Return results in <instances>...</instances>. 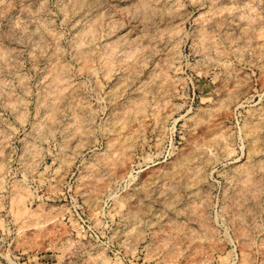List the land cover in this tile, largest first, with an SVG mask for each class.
<instances>
[{
    "label": "rangeland",
    "instance_id": "obj_1",
    "mask_svg": "<svg viewBox=\"0 0 264 264\" xmlns=\"http://www.w3.org/2000/svg\"><path fill=\"white\" fill-rule=\"evenodd\" d=\"M0 51V264H264V0H0Z\"/></svg>",
    "mask_w": 264,
    "mask_h": 264
},
{
    "label": "bare ground",
    "instance_id": "obj_2",
    "mask_svg": "<svg viewBox=\"0 0 264 264\" xmlns=\"http://www.w3.org/2000/svg\"><path fill=\"white\" fill-rule=\"evenodd\" d=\"M76 1H77V0H76ZM85 1H86V0H85ZM88 2H89V1H88ZM74 3H75V1H74ZM76 5H77V4H76ZM81 5H82V4H81ZM82 7H84V6H82ZM90 7H91V6H90ZM85 8L87 9V5H86ZM78 11H79V10H78ZM83 12H84V11H83ZM173 12H174V11H173ZM240 16H241V15H240ZM235 17H236V16H235ZM220 19H221V18H220ZM223 19H224V18H223ZM233 20H234V19H233ZM233 20H232V21H233ZM227 21H228V20H227ZM211 22H212V21H211ZM236 23H237V22H236ZM239 23H240V22H239ZM143 24H144V23H143ZM237 24H238V23H237ZM210 25H211V24H210ZM238 27H239V26H238ZM84 28H85V27H84ZM202 30H203V29H202ZM204 30H205V29H204ZM204 30H203V32H204ZM82 31H83V30H82ZM84 32H85V31H84ZM230 34H231V33H230ZM208 35H209V34H206V36H208ZM204 36H205V35H204ZM204 36H203V40H204ZM215 36H216V35H215ZM130 37H131V36H130ZM208 37H209V36H208ZM216 38H217V37H216ZM206 39H207V37H206ZM210 39H211V38H209V40H210ZM209 40H208V42H210ZM212 40H213V39H212ZM212 40H211V41H212ZM208 42H205V40H204V44H205V43H208ZM212 42H213V41H212ZM210 43H211V42H210ZM210 43H209V44H210ZM218 43H219V42H218ZM80 44H81V42H80ZM204 44H203V45L201 44V45L204 46ZM78 46H79V45H78ZM213 46H214V45H213ZM205 47H206V46H204V48H205ZM210 48H211V47H210ZM77 49H78V47H77ZM173 49H174V48H173ZM206 49H207V48H206ZM234 49H235V48H234ZM132 50H133V49H132ZM132 50H130V51H132ZM235 51H236V50H234V52H235ZM0 52H2V51H0ZM110 52H111V51H110ZM133 52H134V51H133ZM203 52H204V51H203ZM128 53H129V52H128ZM128 53H127V54H128ZM216 53H217V52H216ZM110 55H111V54H110ZM129 55H130V54H129ZM211 55H212V54H211ZM108 56H109V55H108ZM4 58H6V57H4ZM109 59H110V58H108V60H106V61H108V63L110 64V62H109L110 60H109ZM211 62H212V61H211ZM127 63H128V62H127ZM137 63H138V62H137ZM109 64L107 65V63H106L105 65L110 66ZM135 64H136V63H135ZM56 65H57V64H56ZM111 65H112V64H111ZM53 66H54V65H53ZM137 66L142 67V65H140V64H137ZM137 66H136V67H137ZM57 67H58V66H57ZM110 67H111V66H110ZM133 67H134V66H133ZM54 68L56 69V67H54ZM107 68H108V67H107ZM58 69H59V68H58ZM109 69H110V68H109ZM136 69H137V68H136ZM50 71H51V70H50ZM55 71H56V70H55ZM109 71H110V70H109ZM134 71H135V69H134ZM159 72H160V71H159ZM161 72H162V71H161ZM51 74H52V72H51ZM56 74H57V75H56ZM156 74H157V73H156ZM58 75H59V76H58ZM131 75H133V74H131ZM138 75H139V74H138ZM53 76H54V75H52V77H53ZM56 76H58L59 78H61V76H63V75H61V74L57 71V72L55 73V78L53 77L54 80H55V82H56L57 80H59ZM21 77H22V76H21ZM52 77H51V78H52ZM53 78H52V79H53ZM56 79H57V80H56ZM129 79H130V78H129ZM51 81H52V80H51ZM163 81H164V80H163ZM4 82H5V81H4ZM119 82H120V81H119ZM146 82H147V81H146ZM2 83H3V80H2ZM22 83H23V82H22ZM52 83H54V82L52 81ZM56 83H57V82H56ZM56 83L54 84V86L57 87ZM59 83H60V82H59ZM4 84H6V83H4ZM60 84H61V83H60ZM52 86H53V85H52ZM54 86H53V88H55ZM121 86H123V85H121ZM58 87H59V85H58ZM61 87H62V86H61ZM24 88H25V87H24ZM157 88H158V87H157ZM0 89H1V88H0ZM59 89H60V88H59ZM63 89H64V87H62L61 90H60L59 92H61ZM55 90H56V89H55ZM55 90H54V91H55ZM119 91H120V90H119ZM141 91H142V90H141ZM149 91H150V90H149ZM235 91H236V90H235ZM62 92H63V91H62ZM120 92H121V91H120ZM160 92H161V91H160ZM158 93H159V92H158ZM62 94H63V93H62ZM62 94H61V95H62ZM64 94H65V93H64ZM132 94H133V93H132ZM59 95H60V94H59ZM111 95H112V94H111ZM114 95H115V94H114ZM230 95H231V94H230ZM62 96H63V95H62ZM60 97H61V96H60ZM134 97H135V96H134ZM139 97H140V96H139ZM157 97H158V96H157ZM13 98H14V97H13ZM61 98H62V97H61ZM114 98H115V97H114ZM20 99H21V98H20ZM134 99H135V98H134ZM146 99H147V98H146ZM227 99H228V98H227ZM143 100H144V99H143ZM129 101H130V100H129ZM135 101H136V99L134 100V102H135ZM144 101H145V100H144ZM8 102H9V101H8ZM55 102H56V101H55ZM57 102H58V101H57ZM60 102H62V100H61ZM60 102H58V103H60ZM136 102L138 103V101H136ZM141 102H142V101H141ZM145 102H146V101H145ZM148 102H149V101H148ZM9 103H10V102H9ZM137 103H136V104H137ZM7 104H8V103H7ZM142 104H144V103H142ZM55 105H57V103H55ZM140 105H141V103H140ZM53 106H54V104H53ZM141 106H142V105H141ZM148 106H149V105H148ZM57 107H58V105H57ZM144 107L146 108V104H144ZM10 108H11V107H10ZM52 108H53V107H51V109H52ZM54 108H55V107H54ZM80 108H81V107H80ZM125 108H126V107H125ZM128 108H129V107H128ZM132 108H133V107H132ZM132 108H131V109H132ZM136 108H138V106H136ZM55 109H56V108H55ZM59 109H61L60 106H59ZM59 109H57V112H59V111H58ZM122 109H123V108H122ZM138 109H139V108H138ZM142 109H143V107H142ZM142 109H141V110H142ZM132 110H133V109H132ZM153 110H154V109H153ZM54 111H55V110H53V113H54V115H55V112H54ZM143 111H145V109H143ZM154 111H155V110H154ZM69 112H70V111H69ZM133 112H134V111H133ZM133 112H131V113H133ZM141 112H142V111H141ZM48 113H49V112H48ZM48 113H47V114H48ZM135 113H136V112H135ZM137 113H138V112H137ZM50 114H51V113H50ZM69 114H70V113H69ZM48 115H49V114H48ZM51 115H52V114H51ZM76 115H77V114H76ZM136 115H137V114H136ZM257 115H258V114H257ZM52 116H53V115H52ZM52 116H51V117H52ZM70 116H71V115H70ZM132 116H133V115H132ZM134 116H135V115H134ZM51 117H50V118H51ZM53 117H54V119H55V116H53ZM53 117H52V118H53ZM56 117L59 118L58 115H57ZM75 117H76V116H75ZM254 117H255V116H254ZM47 118H48V117H47ZM60 118H62V117H60ZM129 118H130V117H129ZM75 119L77 120L78 118L76 117ZM48 120H49V118H48ZM51 120H52V119H51ZM157 120H158V119H157ZM45 121H46V120H45ZM53 121H54V120H53ZM56 121H57V120H56ZM79 121H81V120H79ZM43 122H44V121H43ZM43 122H42V123H43ZM70 122H71V120H70ZM160 122H161V121H160ZM38 123H39V122H38ZM42 123H40V124H41V125H44V124H42ZM46 123H47V122H46ZM46 123H45V124H46ZM52 123H53V122H52ZM52 123H51V124H52ZM55 123H56V122L54 121V124H55ZM81 123H82V122H80V126L82 125ZM161 123H162V122H161ZM49 124H50V123H49ZM70 124H71V123H70ZM44 126H45V125H44ZM44 126H43V127H44ZM81 127H82V126H81ZM160 127H162V126H160ZM38 128H39V126H38ZM38 128H37V125H36V128H35V129L38 130ZM157 128H158V127H157ZM46 129H47V128H46ZM51 129H52V128H51ZM78 130H79V129H78ZM44 131H45V130H44ZM256 131H257V130H256ZM42 132H43V131H42ZM253 132H254V131H253ZM33 133H34V132H33ZM255 133H256V132H255ZM37 134H38V133H37ZM134 134H135V133H134ZM134 134H132V135H134ZM223 135H224V134H223ZM127 137H128V136H127ZM33 138H34V136H33ZM40 138H41V137H40ZM222 139H224V138L222 137ZM122 140H123V139H122ZM125 140H126V139H125ZM224 140H225V139H224ZM224 140H223V141H224ZM32 141H33V140H32ZM115 141H116V140H115ZM226 141H227V140H226ZM112 142L114 143V141H112ZM112 142H111V143H112ZM116 142L118 143V145H119V143H120V146H122V145H121V141H116ZM227 142H228V141H227ZM229 142H230V141H229ZM117 143H116V144H117ZM122 144H123V143H122ZM32 145H33V143H32ZM112 145H113V144H112ZM114 145H115V143H114ZM224 145H225V144H224ZM30 146H31V145H30ZM123 146H124V145H123ZM33 147H34V146H32V148H33ZM223 147H225V146H223ZM119 148H120V147H119ZM119 148H118V149H119ZM123 148H124V147H123ZM125 148H126V147H125ZM230 148H231V146H230ZM230 148H228V149H230ZM113 149H114V148H113ZM118 149H117V150H118ZM210 149H211V148H210ZM210 149H209V150H210ZM30 150H31V149H30ZM32 151H34V149H33ZM113 151H114V150H113ZM118 151H119V150H118ZM232 151H233V150H232ZM230 152H231V151H230ZM228 153H229V151H228ZM120 155H121V154H120ZM121 156H122V155H121ZM118 158H119V157H118ZM215 158H216V157H215ZM125 159H126V157H125ZM125 159H124V160H125ZM0 160H1V159H0ZM3 161H4V160H3ZM117 161H118V160H117ZM0 163L2 164L3 162H0ZM119 163H120V162H119ZM116 164H117V163H116ZM248 165H249V164H248ZM0 166H1V165H0ZM254 167H255V166H254ZM1 168H2V167H1ZM4 168H5V167H4ZM241 168H242V167H241ZM0 170H1V169H0ZM245 170H246V168H245ZM260 170H261V169H260ZM260 170H259V171H260ZM1 171H3V170H1ZM241 171H242V170H241ZM245 173H246V172H245ZM249 173H250V171H249ZM237 174H238V173H237ZM242 176H245V175H242ZM248 176H250V174H249ZM252 176H253V175H252ZM261 176H262V175H261ZM253 177H255V174H254ZM258 177H259V176H258ZM240 179H241V178H240ZM253 179H256V177L253 178ZM253 179H252V180H253ZM246 180H247V178H246ZM252 180H251V181H252ZM260 180H262V178H261ZM1 181H2V180H1ZM256 181H258V180H255V182H256ZM247 182H248V184H249V181H247ZM253 182H254V181H253ZM255 182L253 183V185L255 184ZM240 183H242V181H240ZM257 183H258V182H257ZM250 184H252V182H251ZM21 185H22V184H21ZM21 185H20V186H21ZM239 185H241V184H239ZM244 185L246 186L247 184H244ZM256 185H257V184H256ZM263 185H264V184H263ZM22 187H23V186H22ZM241 187H243V184L241 185ZM247 187H248V188H245V190H250V189H249L250 187H249V186H247ZM251 187H253V186H251ZM254 187H256V186H254ZM254 187H253V188H254ZM16 188H17V187H16ZM256 188H257V187H256ZM241 189H242V188H241ZM251 189H252V188H251ZM18 190H20V189L18 188ZM18 190H16L17 193H18ZM256 190H257V189H256ZM23 191H24V190H23ZM23 191H22V192H23ZM25 191H26V190H25ZM242 191H243V190H242ZM253 191H255V188L253 189ZM19 192H20V191H19ZM244 192H245V191H244ZM23 193H24V192H23ZM23 193H22V195H24ZM253 193H254V192H253ZM258 194H259V193H258ZM19 195H20V193H19ZM256 195H257V194H256ZM24 196H25V195H24ZM252 196H253V195H252ZM19 197H20V199H22L21 196H19ZM241 197H242V196H241ZM241 197H240V198H241ZM24 198H25V197H24ZM253 198H254V197H253ZM203 200H205V199H203ZM239 200H240V199H239ZM17 201H18V199H17ZM22 201H24V203H25V200H24V199H23ZM19 202H20V201H19ZM17 203H18V202H17ZM21 203L23 204V202H21ZM21 203H18V204H21ZM204 204H205V203H204ZM24 205H25V204H24ZM24 205H22V206H24ZM17 206H18V207L20 206L19 209H21V210L23 209V208H21V205H17ZM18 207H17V208H18ZM24 207H25V206H24ZM204 208H205V207H204ZM26 209H27V208H26ZM247 210H248V208H247ZM17 211H18V209H17ZM22 211L24 212L25 210H22ZM232 211H233V210H232ZM234 211H235V210H234ZM237 211H238V209H237ZM25 212H26V211H25ZM202 212H203V211H202ZM235 212H236V211H235ZM241 212H242V211H241ZM255 221H256V220H255ZM202 223H203V222H202ZM256 223H257V222H256ZM200 225H201V224H200ZM206 225H207V224H206ZM256 225H257V224H256ZM199 227H200V226H199ZM209 227H210V226H209ZM209 227H208V228H209ZM239 227H240V226H239ZM213 229H214V228H213ZM213 229H212V230H213ZM246 229H247V228H246ZM209 230H211V229H208V231H209ZM237 230H238V228H237ZM241 230H242V229H241ZM255 230H256V229H255ZM257 230H258V229H257ZM208 231H207V232H208ZM239 231H240V230H239ZM203 232H204V230H203ZM207 232H205V233H207ZM210 232L212 233V231H210ZM242 232H245V231H242ZM213 233H214V232H213ZM242 234H243V233H242ZM244 234H245V233H244ZM246 234H247V231H246ZM211 235H212V234H211ZM239 235H240V234H239ZM199 236L202 237V235H200V234H199ZM203 236H205V235L203 234ZM240 236L243 237V235H240ZM246 236H248V235H246ZM246 236H244L243 238H245ZM262 237H263V236H262ZM190 238H191V237H190ZM243 238H242V239H243ZM247 238H248V237H247ZM199 239H200V237H199ZM245 239H246V238H245ZM245 239H244V240H245ZM260 239H261V238H260ZM189 240H190V239H189ZM254 240H256V239H254ZM190 241H191V240H190ZM195 242H196V241H195ZM191 243H192V242H191ZM197 243H198V242H197ZM194 244H195V243H194ZM199 245H200V242H199ZM247 246H249V245H246V247H247ZM244 247H245V246H244ZM246 247H245V248H246ZM255 247H256V246H255ZM250 248H251V246H250ZM250 248H249V249H250ZM251 249H252V248H251ZM241 250H242V249H241ZM243 250H244V249H243ZM243 250H242V251H243ZM252 250H253V249H252ZM256 250H257V248H256ZM245 252H247V251H245ZM249 252H250V251H249ZM251 252H252V251H251ZM248 254H250V253L247 252L246 255H248ZM251 254H252V253H251ZM251 254H250V256H251ZM243 255H245L244 251H243ZM248 256H249V255H248ZM248 256H247V257H248ZM243 258H244V256H243ZM251 258H252V257H251ZM241 259H242V257H241ZM244 259H245V258H244ZM244 259L242 260V262L244 261ZM246 259H247V258H246ZM247 260L249 261V259H247ZM250 260H251V259H250ZM107 261H108V260H107ZM245 261H246V260H245ZM248 261H247V262H248ZM108 262H109V261H108ZM239 262H240V261H239ZM105 263H107V262L105 261ZM109 263H110V262H109ZM251 263H252V261H251ZM107 264H108V263H107ZM243 264H245V263L243 262ZM247 264H248V263H247Z\"/></svg>",
    "mask_w": 264,
    "mask_h": 264
}]
</instances>
